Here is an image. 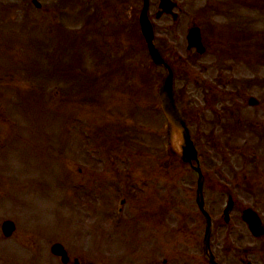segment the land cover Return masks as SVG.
<instances>
[{
	"label": "rangeland",
	"instance_id": "1",
	"mask_svg": "<svg viewBox=\"0 0 264 264\" xmlns=\"http://www.w3.org/2000/svg\"><path fill=\"white\" fill-rule=\"evenodd\" d=\"M183 1L191 18L198 15L195 23L202 27L205 54L186 50L185 22L171 35L158 32L157 41L169 48L164 52L175 64V89H184L182 107L192 127L200 129L194 137L204 174L215 166L209 171L210 195L205 193L215 225L213 242L226 248L227 264H238L239 256L264 264L261 244L239 217V209L257 207L264 220V189H257L251 178L257 162L264 169V0H210V5L224 6L208 12L206 0ZM41 2L45 10L50 8L46 15L29 4L21 8L23 3L16 0H0V226L7 220L16 226L10 238L0 231L1 263L31 264L34 243L57 239L68 245L124 242L107 252L119 262L129 257L134 263L142 252L143 223L136 231L134 224L116 232L117 209L123 211L124 224L126 214L154 210L158 194L161 199L169 194L181 199L179 214H187L201 228L194 205L195 178L166 157L164 122L154 100L163 72L151 67L136 26L126 38L119 36L120 25L100 0ZM7 3L19 8H4ZM200 10L204 13L196 14ZM91 15L99 16L100 40L98 31L92 32L94 25L86 24ZM34 28L39 42L48 41L47 49L33 46L29 34ZM96 46L101 52L95 56ZM122 62L129 67L126 74L115 70ZM33 69L36 79H49L47 85L28 77ZM108 70L105 79L94 81ZM250 97L258 100V107L247 106ZM215 115L221 121L216 126ZM208 120L210 125L205 124ZM223 167H228V177ZM244 177L252 190L238 181ZM244 186L247 197L240 192ZM224 192L234 201L227 225ZM255 193L258 196L252 197ZM93 228L97 232H91ZM53 236L57 239L49 238Z\"/></svg>",
	"mask_w": 264,
	"mask_h": 264
},
{
	"label": "flooded vegetation",
	"instance_id": "2",
	"mask_svg": "<svg viewBox=\"0 0 264 264\" xmlns=\"http://www.w3.org/2000/svg\"><path fill=\"white\" fill-rule=\"evenodd\" d=\"M16 1L19 4L22 0ZM170 1L175 5L173 12L178 13L177 21H173V17L170 15H160L157 0H149V17L152 21L154 20V29L157 33L160 31L170 33V31L176 30L179 21L185 22L188 25L187 27H189V25L191 27L195 23L192 18L188 17L189 13L185 10L186 4H183L181 2L182 0ZM113 2L116 5L114 7L113 16L120 25L122 24V34L125 37L132 19L131 0H113ZM108 3H111V1H108ZM140 5L141 0H139V6ZM137 9L138 5L136 6L135 11ZM43 13L47 14L49 13V10H43ZM165 23H167V25L162 26ZM199 127L200 126H198V128ZM191 130L200 133V129H194L192 126ZM211 168H207V174H204L205 176L203 175L204 184L205 186L208 184L209 190H211L209 181V171L211 172ZM78 171L81 172V169H78ZM222 171L225 177L230 175L228 167H223ZM253 175L255 177L251 178L253 179V184L258 183L257 189L258 186L263 187L261 184L264 181H260V177L264 178V169L261 171L260 165L257 166L256 172ZM244 179L248 180V177H244ZM209 190L206 189L207 195L210 193ZM229 192L224 193L230 197L231 194ZM240 192L244 197L249 196L248 189H240ZM262 195L264 196V193H262ZM256 196L257 194L255 193L252 197ZM205 199L206 195L204 194V200ZM164 201L165 202H163V200L160 201L155 212L135 216L142 217L143 226L141 232L144 235V240L140 245L142 256L135 258L136 262L134 263L132 260H128L124 264H210L208 256L204 253L202 247V236L204 231L202 220L201 228L198 229V225L196 228V224H194V220L191 221V217L187 214H183L182 216L179 214V202L174 205L169 198L164 199ZM256 209L258 210L257 207ZM239 210L242 212L243 209ZM232 212L233 210L231 213ZM129 217H132V215H129ZM261 221L264 228V220L262 219ZM152 232L154 236L150 235ZM215 235L214 231H212L209 243L210 253L214 255L218 264H227L226 248H220L219 246L214 245L213 240ZM257 241L261 244V247L264 250V237L257 239ZM54 244L62 245L65 251V257H57L51 253V247ZM106 244L109 246L112 245V243ZM102 248L108 247L100 246L99 243L92 241H81L72 245L58 241L44 242L41 246L32 247L31 264H121L115 262L116 259L112 260V258L103 257ZM237 260L238 264L246 263L245 258L242 256H239Z\"/></svg>",
	"mask_w": 264,
	"mask_h": 264
},
{
	"label": "water",
	"instance_id": "3",
	"mask_svg": "<svg viewBox=\"0 0 264 264\" xmlns=\"http://www.w3.org/2000/svg\"><path fill=\"white\" fill-rule=\"evenodd\" d=\"M146 12L147 4L146 2H144L142 12L139 16V22L148 54L154 65H161L167 70V75L163 79L162 85L158 89V99L160 102V107L167 121V127L169 130L167 153L169 156L178 157L182 164L191 163L192 161H196V151L194 148V143L191 141L186 123L183 120V114L180 110L177 109L175 105L172 89V71L164 63L158 51L153 45V29L147 19ZM187 40L188 48L194 47L198 53H203V48L201 47L200 38L197 31L189 33ZM255 104V100L251 98L249 100V105L253 106ZM198 204L200 205L199 200ZM231 205L232 203L231 201H229L227 209L225 210V215L230 210ZM242 219L248 224L249 230L253 235L257 236L261 234L260 230L257 229L260 225L259 219L253 212L249 210L243 212ZM3 231L4 234L8 236L13 231V225L9 222L4 223Z\"/></svg>",
	"mask_w": 264,
	"mask_h": 264
},
{
	"label": "trees",
	"instance_id": "4",
	"mask_svg": "<svg viewBox=\"0 0 264 264\" xmlns=\"http://www.w3.org/2000/svg\"><path fill=\"white\" fill-rule=\"evenodd\" d=\"M262 5H264V4H262Z\"/></svg>",
	"mask_w": 264,
	"mask_h": 264
}]
</instances>
